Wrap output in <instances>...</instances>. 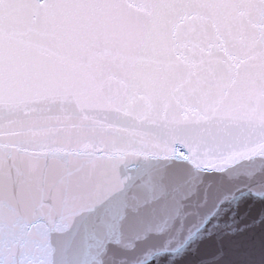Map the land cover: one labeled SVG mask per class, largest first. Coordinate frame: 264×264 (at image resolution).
Returning a JSON list of instances; mask_svg holds the SVG:
<instances>
[{
	"label": "snow or ice",
	"instance_id": "1",
	"mask_svg": "<svg viewBox=\"0 0 264 264\" xmlns=\"http://www.w3.org/2000/svg\"><path fill=\"white\" fill-rule=\"evenodd\" d=\"M264 236V0H0V264H235Z\"/></svg>",
	"mask_w": 264,
	"mask_h": 264
},
{
	"label": "water",
	"instance_id": "2",
	"mask_svg": "<svg viewBox=\"0 0 264 264\" xmlns=\"http://www.w3.org/2000/svg\"><path fill=\"white\" fill-rule=\"evenodd\" d=\"M233 259L235 264H264V236L260 229L249 235L246 248Z\"/></svg>",
	"mask_w": 264,
	"mask_h": 264
}]
</instances>
